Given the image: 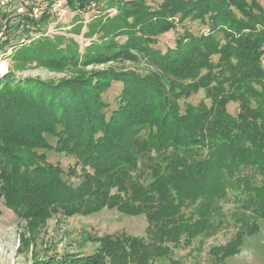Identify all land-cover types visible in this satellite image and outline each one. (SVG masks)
Returning <instances> with one entry per match:
<instances>
[{
    "label": "trees",
    "instance_id": "16d2710c",
    "mask_svg": "<svg viewBox=\"0 0 264 264\" xmlns=\"http://www.w3.org/2000/svg\"><path fill=\"white\" fill-rule=\"evenodd\" d=\"M99 1L65 0L72 23ZM115 7V16L86 26L84 36L97 38L81 53L62 54L49 39L17 52L40 50L51 71L141 58L182 83L159 86L110 71L56 84L0 79V196L23 218L102 209L145 216L144 238L104 237L84 259L43 264H181L170 257L172 248L213 234L229 219L237 233L210 250L211 264H224L264 219V30L255 27L264 14L244 0H162L156 7L132 0ZM48 16L31 23L38 27ZM187 21L200 22L208 34L191 35ZM177 26L182 33L172 48H154L157 36ZM10 32L0 47L9 45ZM113 82L122 87L110 109L102 95ZM198 90L210 105L180 111L179 101ZM229 102L238 104L235 116ZM51 152L82 166L80 176L69 171L77 182L46 164ZM223 203L234 204L229 214Z\"/></svg>",
    "mask_w": 264,
    "mask_h": 264
},
{
    "label": "rangeland",
    "instance_id": "374dc122",
    "mask_svg": "<svg viewBox=\"0 0 264 264\" xmlns=\"http://www.w3.org/2000/svg\"><path fill=\"white\" fill-rule=\"evenodd\" d=\"M129 1L132 0L91 2L86 9L87 11L77 21L74 20V23H72L71 11L66 9V14L60 23L54 24L53 18H49V22L37 24L38 27L32 32L34 33L33 37H37L31 39V42L24 47L27 48L38 41L49 39L54 44L55 50H60L62 54H72L73 50L81 53L91 40L94 41L97 38V35H94L90 40L84 36L86 26L99 17L104 21L106 18L115 16L118 12L115 4ZM142 1L149 7H156L162 2V0ZM244 2L264 14V0H244ZM11 20L15 29H13V33L10 32L9 45L0 47V79L6 77L15 83L24 82L28 78H37L56 84L69 79L91 78L96 73L110 71V73L118 72L122 75H131L145 82H155L159 86L182 83L181 81H174L167 73L164 72V74L158 66V68L154 67L153 64L141 58L135 61L118 57L90 65L74 63L60 70L51 71L41 62V57L43 58L45 55L40 50L37 54H30L29 56L24 53L20 55L17 52L20 46L15 32L18 29L17 21L19 20L15 17H12ZM185 25L191 35L208 34L207 27L200 22L187 21ZM255 27L257 30H264V22L255 25ZM23 33L26 34V31ZM181 33L182 28L177 26L175 30L157 36L154 48L161 52L167 48H172L177 35ZM2 37L0 36L1 41ZM123 40L124 37L115 39L119 42ZM260 65L264 67V55L260 58ZM121 87L120 83L113 82L111 87L102 95L103 101L109 104L110 109L116 107L115 101ZM210 102L205 90H198L188 94L185 100H180L178 107L180 111H184L187 104L196 106L203 103L209 106ZM237 105V103L229 102L226 105L227 112L235 116L238 110ZM26 154V151H21V155L26 157ZM45 162L49 165L58 166L64 172L65 178L72 184L77 182L79 177L70 178L72 175L69 174L71 170H75L77 176H80L81 173L82 166L76 163L74 158L67 157L64 152L61 154L51 152L47 155ZM37 165L38 163H33L30 168ZM258 184L260 183L258 182ZM222 205L226 214H229L234 207L232 203H223ZM257 226L258 229L253 235L243 236L244 240L240 251L233 257L226 259L224 264H264V219H260ZM146 227L147 221L142 214L126 216L116 210L109 209H102L87 215L82 213L68 215L56 212L52 215L23 218L17 216L12 208L5 205L0 196V264H43L50 259L60 262L74 257L84 259L94 252L100 243V239L111 237L123 241L127 237L144 238ZM237 230V225L228 219V223H225L213 234L197 235L190 243L172 248L170 257L180 261L181 264H211L213 256L210 250L230 242ZM157 264H168V260L163 259Z\"/></svg>",
    "mask_w": 264,
    "mask_h": 264
},
{
    "label": "built area",
    "instance_id": "2783aa9c",
    "mask_svg": "<svg viewBox=\"0 0 264 264\" xmlns=\"http://www.w3.org/2000/svg\"><path fill=\"white\" fill-rule=\"evenodd\" d=\"M65 0H0V36L7 31L13 33L11 18L15 17L19 24L17 31L19 46L31 42L36 30L31 21L38 20L43 14L53 18V23H60L66 14ZM26 31V34L23 32Z\"/></svg>",
    "mask_w": 264,
    "mask_h": 264
},
{
    "label": "bare ground",
    "instance_id": "6f19581e",
    "mask_svg": "<svg viewBox=\"0 0 264 264\" xmlns=\"http://www.w3.org/2000/svg\"><path fill=\"white\" fill-rule=\"evenodd\" d=\"M3 70V69H2Z\"/></svg>",
    "mask_w": 264,
    "mask_h": 264
}]
</instances>
